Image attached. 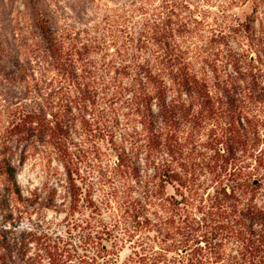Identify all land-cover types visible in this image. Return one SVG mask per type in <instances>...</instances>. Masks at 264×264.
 I'll return each mask as SVG.
<instances>
[{"label": "trees", "instance_id": "obj_1", "mask_svg": "<svg viewBox=\"0 0 264 264\" xmlns=\"http://www.w3.org/2000/svg\"><path fill=\"white\" fill-rule=\"evenodd\" d=\"M253 1L244 19L221 6L213 25L202 0H0V96L14 89L20 102L1 112L0 213L9 227L0 229V264H42L10 226L21 166L51 148L81 198L79 164L103 169V146L116 156V174L149 191L152 169L180 192L178 207L191 201L185 190L197 195L198 170L219 181L210 202H200L203 220H174V264H264V29ZM215 30L238 45L228 80L208 65L223 44ZM245 44L256 45L257 58L243 57ZM221 121L225 135L202 164L188 135ZM231 242L235 253H227ZM73 264L100 263L88 256Z\"/></svg>", "mask_w": 264, "mask_h": 264}, {"label": "rangeland", "instance_id": "obj_2", "mask_svg": "<svg viewBox=\"0 0 264 264\" xmlns=\"http://www.w3.org/2000/svg\"><path fill=\"white\" fill-rule=\"evenodd\" d=\"M204 1L202 8L211 24L216 14L223 12H220L221 6L226 8V14L240 19L250 14L254 6L253 0ZM19 4L16 3L15 8H23ZM255 16L256 28L264 29V0H259ZM215 28H218L217 25ZM208 29H211V25ZM205 35L213 36L210 32ZM214 37L223 41V44H216L215 57H212L215 62L212 60L208 65H217L220 80H228L232 71L229 50L236 51L234 49L238 45L233 41L234 38L226 34L221 37V33L216 30ZM227 39L230 41L225 44ZM241 51L244 58H257L256 45L251 48L245 44ZM196 60L194 62L198 68L201 63ZM7 91V97L3 94L0 96V133L4 130L1 112L7 107V110L15 108L20 103L14 89ZM261 114L263 120L264 111ZM261 124L264 133V122ZM225 128L227 125L222 121L204 122L201 127L190 132L192 135H188L189 141L193 140L190 148L195 155L200 154L198 160H205L204 163L201 161L202 164L214 153L209 144L215 142L216 136L222 138ZM222 144L219 145L221 148ZM262 149L264 144L259 146L257 152ZM103 150L106 152L105 159H110V162L106 161L100 171L94 169L89 160L79 164L75 181L83 190L81 198L74 197L65 167L51 148L32 155L21 166L18 181L22 197L12 205L13 219L12 224H9L15 235L21 236L27 244V256L40 260L42 264H50L49 260L54 264H73L88 256L96 258L100 264H174V257L178 253L174 251V220L177 224L184 218L190 222L203 220L204 207H200V202H210L209 194L215 193L219 181H214L213 175L206 173L208 168L198 170L194 177L198 185L197 195L189 198L190 194L185 190L184 196L191 201L183 202L178 207L174 198H182L180 192L172 185H166L152 169L149 174L154 189L146 191L135 181L116 174L112 167L116 156L105 146ZM252 171L255 173L254 178H261L263 171ZM5 224L8 228V223L3 221L0 213V229H4ZM202 244H206V241H202ZM235 246L233 242L227 244V253L234 252ZM189 251L182 249L180 253Z\"/></svg>", "mask_w": 264, "mask_h": 264}]
</instances>
